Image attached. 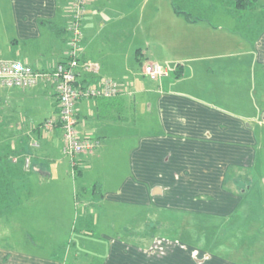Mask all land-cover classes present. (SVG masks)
Segmentation results:
<instances>
[{
    "label": "crops",
    "instance_id": "0c3cea01",
    "mask_svg": "<svg viewBox=\"0 0 264 264\" xmlns=\"http://www.w3.org/2000/svg\"><path fill=\"white\" fill-rule=\"evenodd\" d=\"M8 1L16 37L8 38L6 51L10 53L0 59L19 60L36 70H47L63 61L68 50L70 21L67 0ZM167 1L173 10L174 25L156 28L158 32L155 26L151 29L149 26L160 14V0L154 4L152 0H89L87 5L81 57L99 63L100 77L113 79L124 89L116 98L82 99L77 104L79 135L98 143L93 152L76 157L77 176L84 180L85 171L88 174L87 170L93 167L106 169L92 180L93 184L83 186L86 198L81 202L78 195L77 203L84 211L79 212L77 219L86 229L103 225L118 235L117 238L106 236L111 240L110 251L101 264H113L112 261L151 264L153 258L158 259L153 247L139 243L136 234L140 229L144 232L156 214L159 218L160 212L168 219L176 215L185 219L197 215L231 216L245 193L239 189L243 181L239 184L238 176L243 171L246 176L254 163L256 131L252 122L264 123V86L257 101L259 113L251 116L249 51L246 50V61L245 51H240L242 59L236 63L233 39L237 35L239 44L249 42L253 31L259 33L261 42L264 40V31L256 26L263 23V17H251L257 11L264 12V5L258 0L252 8L240 11L232 0ZM254 18L257 20L252 21ZM148 30L150 33L146 34ZM45 31L50 43L36 50V59L29 64L30 58L23 55L24 46L30 41L37 42ZM153 42L161 43V50L155 49ZM3 51L0 44V54ZM259 58L253 73L254 83L261 77L257 74L264 71V48L260 49ZM147 62L167 68V65L175 66L176 77L170 73L158 79L147 76L143 71ZM190 66L192 74L186 82L185 72ZM257 69L261 71L258 73ZM262 80L264 83V77ZM40 86L45 94L38 89ZM6 89L8 115L2 117V130L6 133L4 137L15 141L10 145L7 161L2 152L4 146L0 147V173L8 169L11 176H18L19 187L27 190L33 175L53 176L52 168L49 171L45 168L47 161H60L61 165L71 167L69 158H64L62 130L58 128L47 134L42 130L43 122L54 116L55 108L42 114L32 107L39 104L46 108L40 96L51 94L57 100V114L58 98L54 87L46 84L34 90ZM235 89L239 90L237 96ZM19 101H23V106L12 105ZM140 104L145 105L149 114L148 132L133 137L131 131L122 129L118 132L120 139H116V131L111 129L130 124L134 114L138 116ZM25 138L30 139L29 146L34 140L39 141L40 148L27 146ZM26 155L32 158L31 167L22 170L19 163L24 162ZM87 166L90 167L85 169ZM98 184L101 197L94 191ZM2 185L11 186L13 182L3 179ZM30 194L21 201L37 203V196ZM10 197L4 196L0 215L23 213L19 210L20 199L12 202ZM124 233L129 234L130 240L121 239ZM165 244L171 246L170 242L161 243L162 249ZM186 248L193 250L175 243L178 258L160 255L162 264L228 263L214 256L204 262L195 257L188 262ZM181 249L184 252H179ZM12 250L7 238L0 239V264L29 261L28 256ZM199 256L207 255L199 253ZM74 259L79 261L77 253Z\"/></svg>",
    "mask_w": 264,
    "mask_h": 264
},
{
    "label": "rangeland",
    "instance_id": "374dc122",
    "mask_svg": "<svg viewBox=\"0 0 264 264\" xmlns=\"http://www.w3.org/2000/svg\"><path fill=\"white\" fill-rule=\"evenodd\" d=\"M152 1L154 4V1L156 0ZM69 3L70 0H67V7L69 6ZM160 3V14L158 15L157 19H155V21L153 20L150 22V29L155 26L154 29L157 28L161 30L167 26L171 28L174 25L175 17L173 16V10L169 1L166 2V0H160ZM259 4L264 5V0H259ZM8 6V0H0V44H2L4 49L2 54H0V58L6 57L7 55L4 54L10 53L6 51L7 40L10 36H14V32L16 30L13 26V18L8 11ZM256 13L257 15L252 14L251 17L260 16V18L263 17L262 19H264V12L257 11ZM254 20L257 19L254 18L252 21ZM256 26H259L258 28H260L263 32L264 20L261 25L256 24ZM46 33L47 32L45 31L43 37L38 39L37 42L30 41L24 46L23 55L25 54L30 58L28 60L29 64L34 63L37 55L36 50H40L41 46L43 45H49L50 42L49 38H47L45 35ZM147 33H150V31H146V34ZM228 37L230 39L231 35L229 34ZM237 38L238 36L235 35V38L233 39L235 43L234 59L236 63L238 60L242 59V55H239L240 51H245V61L248 55L246 50L249 51L252 84L249 87L250 96L248 98L251 103V116H256L257 113H259L257 110L259 107H257V105L259 103L257 104V101L259 102V97L264 86L262 80L264 77V71H262L260 74H257V76H261L262 78L260 77L258 82L255 83L253 81V73L257 68L255 67V63L260 60L259 51L260 49L264 48V40L261 42V36L259 37V33H255L253 31L251 33L249 42L245 41L244 43L242 42L243 44H239V42H236ZM1 40L6 41L3 43ZM153 44L156 46L154 47L155 49L160 48L161 50V43L158 44L153 42ZM48 57L51 58L49 55ZM167 66L170 75L176 77V67L173 65ZM190 69L191 66L189 67L188 71L185 72L187 75V78H185L186 82L190 81L189 76L192 74V72L189 71ZM257 71L259 73L261 69H257ZM40 84L43 85L45 83L40 81L37 85L30 89L34 90ZM39 88L41 90V86L38 87V89ZM44 91H42L43 94H45ZM7 93L8 91L6 87L1 86L0 84V147L4 146V150L2 152L4 153V160L6 161L9 149H7V147L12 144V141H15L8 137H4V134L6 133L2 130V117L7 118L8 115L9 102L6 98ZM238 94L239 90L235 89V95L237 96ZM40 97L41 100L45 101L46 108L43 105L36 104L32 106L35 108V112L39 113L40 110L42 114H45L46 109L53 111L54 108L56 111L55 105L57 104V100L55 96L47 94L45 97L44 95H41ZM27 101L28 100H26V102ZM18 104L23 106V101H19L18 103L13 102L12 105ZM55 111L53 113L54 116H56ZM148 116L149 114L146 111L145 105L140 104L138 107V116L134 114L130 124L119 128L118 126L113 127L111 132L116 131V136L118 137L116 139H120L118 132L122 129L128 132L131 131L133 133V137L138 134L140 136L145 132H148ZM150 125H152V122L149 121V126ZM252 126L256 131L254 163L249 169V172H247L246 176H244L246 171H243L244 174L241 176L237 175L239 177V184L243 181L240 186H242V188L245 190V195L241 197L242 200L240 201V206L231 216L219 217V220L212 221L211 223L215 226V224H217L216 222H218L216 227L218 234L212 236V239L216 240L218 238V241H226V244L223 243L222 245L224 246H222L221 243L218 242V248L217 250H213L215 251L214 253L211 252L212 248L214 247L210 245L200 244L198 245V248L190 246V249H193L192 252L186 248L188 262L190 258L194 257L198 260L201 259V262H204L209 256L215 255L214 257L224 259V261L228 262L227 264H264V123L258 124V121H254L252 122ZM61 133L64 142L63 131H61ZM25 140L27 141V146H29L30 139L25 138ZM31 146L32 143L29 147ZM26 156H24V162L22 161L19 163L22 166V170L23 168L25 170L24 163ZM67 157L69 158L68 162L70 160L71 167L68 164L67 166L61 165L60 161H47L45 168L47 171L52 168L53 176L41 177L39 175H33L31 179V186L28 187L27 190H25L24 187H19L17 180L18 176H11L12 173H10L8 169H3V172L0 173V177L2 178V182H0L1 206L4 205L3 199L7 194L12 196L9 198V201L12 200V202H14V200L17 202L19 199L20 201L25 200V198L28 199L27 195L30 194L28 193L29 190L32 191L30 195H35L37 196L36 198H38L37 203L35 204H32L30 201H21L22 206L19 210H22L23 213H3L0 215V239L7 238L8 243L13 249L12 251H16L21 255L28 256L29 261L25 262L27 264H101L104 261L106 255H109L110 251L109 246L111 240L106 236L111 238H117L118 236L117 233H114L115 231H113L111 228H105L103 225L100 227L86 229L77 219L79 212L84 211L83 206L80 207V205L77 203L79 196L80 201L86 198L83 191V186L85 183L87 185L93 184L94 181L92 180L94 178H98L99 173L104 174L106 169H98L93 167L90 170H87L88 174H86V171L84 172V180H81V177L77 176V170H75L72 166V157L66 154L64 158L67 159ZM89 167L90 166H87L85 169ZM5 168H7V165H5ZM17 168L21 169L20 165H18ZM22 173H24L23 175L26 174L25 171H22ZM3 179H7V181L10 179V183L13 182V185L7 187L2 185ZM91 186L89 188H91ZM75 212L77 213L76 215ZM157 216V214L154 216L156 217L155 220L148 224L147 229L144 232L143 229H140L138 231L139 233L136 234L138 239H140L139 243H142L150 248L153 247L152 250L154 249L155 256L159 257L155 260L153 258L151 264H162V257H165L163 254L167 255V257L170 256V258H178V252H174V244L178 243L180 232L182 231L181 227L184 225L185 221V218L178 217L177 215L171 219L165 218L164 216H161V212L159 218ZM160 218H162V221H164L163 226L156 224ZM211 234H209V232L205 234L202 233L200 234V238L205 239V235ZM120 237L122 240H130L129 234L126 233L121 234ZM163 237H169L171 239L170 241L174 244H171V246L165 244V248L162 249L161 243L169 242V240H165ZM159 243L160 246L156 245ZM182 251V249L179 250V252ZM7 252L11 251L8 250ZM76 253L79 256L78 262L74 261V256ZM199 253H204V255L206 254L207 256H205V258L204 256L201 257L199 256ZM160 255L162 257H160ZM30 258H32V260H30ZM38 258L41 259L39 262L37 260ZM112 263L114 264L113 261ZM172 264L177 263L173 262Z\"/></svg>",
    "mask_w": 264,
    "mask_h": 264
},
{
    "label": "built area",
    "instance_id": "2783aa9c",
    "mask_svg": "<svg viewBox=\"0 0 264 264\" xmlns=\"http://www.w3.org/2000/svg\"><path fill=\"white\" fill-rule=\"evenodd\" d=\"M89 0H70L68 6L69 33L71 42L66 52L65 60L53 65L46 71H39L32 66L19 60L0 59V84L6 88L29 89L38 82L44 81L51 84L58 97V113L56 116L47 119L42 126L43 133L53 132L61 129L64 135L65 153L72 157V166H77V156L93 152L97 142L79 135L77 126V104L80 100H95L98 98L112 99L118 97L122 92V85L109 78H99L101 66L91 60H84L81 57L83 44V21L86 15V8ZM144 74L158 79L167 77V67L157 62H147L143 68ZM98 77L97 83L86 87H78L76 84L81 76ZM34 147H39L36 140ZM26 167L29 168L31 158L26 159Z\"/></svg>",
    "mask_w": 264,
    "mask_h": 264
},
{
    "label": "trees",
    "instance_id": "16d2710c",
    "mask_svg": "<svg viewBox=\"0 0 264 264\" xmlns=\"http://www.w3.org/2000/svg\"><path fill=\"white\" fill-rule=\"evenodd\" d=\"M232 1L235 3L236 8L238 10H240V11L248 10V9L252 8L254 5H256L258 3V0H232ZM51 28H54L53 25L51 26ZM70 42H71L70 33H69V30L67 29V43H68V48H69V43ZM179 67L182 68L181 66H179ZM42 71H46V70H42ZM99 78H101V77H99ZM99 78L98 77H91V76H85V75H83V76L80 77L81 81L79 79L76 85L78 87H86L89 84L97 83ZM44 83L46 85H51V84H48L46 82H44ZM56 96H57V94H56ZM98 99H103V98H98ZM45 122H46V120L43 122L42 126L44 125ZM34 141H36V140H34ZM34 141L32 142V147H34L33 146ZM10 147L11 146H8L7 149L8 148L11 149ZM34 148H40V143H39V147H34ZM28 157H30V156L27 155L25 157V161H26V159ZM31 163H32V158H31ZM24 164H25V168L27 170H29V168L31 167V164H30L29 168L26 167V162ZM0 165H1V162H0ZM77 166L75 167V169L78 168ZM239 189L242 192L244 190L242 188V186H239ZM95 190H96V196H100L101 197L102 196V191H101V185L100 184L94 186V191ZM244 195H245V193H244ZM187 219H185L184 225L181 227L182 228V231L180 232V237L178 239V243H181V244L187 245V246L196 247V248H198L199 247L198 245H200V244L210 245V246L214 247V248H212V251H211V252L214 253L215 251H213V250H217V248H218V242H220L221 245L226 242V241H222L221 242V240L218 241V238L216 240L215 239L214 240L212 239V236H215V235L218 234L217 233L218 230H216V227H217L218 222H216L217 224H215V226L213 224H211V223H212V221L219 220L220 219L219 217H208V216H202V215H199L198 216L197 215V216L188 217ZM163 222L164 221H162V218H160V219H158V221H157L156 224L157 225H160V226H163L164 225ZM208 232H209V234H211V233L212 234L211 235H205L204 236L205 239L200 238V234H202V233L205 234V233H208ZM220 234H222V233H220ZM207 237H209V238H207ZM163 239H165V240L167 239V240H169L170 244H174V243H172L170 241L171 239L169 237H166V238L163 237ZM222 246H224V245H222Z\"/></svg>",
    "mask_w": 264,
    "mask_h": 264
}]
</instances>
